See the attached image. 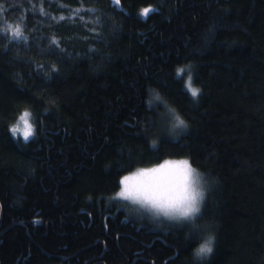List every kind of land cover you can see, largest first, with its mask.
Wrapping results in <instances>:
<instances>
[{
    "label": "trees",
    "instance_id": "trees-1",
    "mask_svg": "<svg viewBox=\"0 0 264 264\" xmlns=\"http://www.w3.org/2000/svg\"><path fill=\"white\" fill-rule=\"evenodd\" d=\"M181 157L216 181L204 264H264V0H0V264H196L187 226L109 199Z\"/></svg>",
    "mask_w": 264,
    "mask_h": 264
},
{
    "label": "clouds",
    "instance_id": "clouds-1",
    "mask_svg": "<svg viewBox=\"0 0 264 264\" xmlns=\"http://www.w3.org/2000/svg\"><path fill=\"white\" fill-rule=\"evenodd\" d=\"M157 96L151 93L149 100L160 101ZM167 116V135L177 138L188 130V121L175 108L170 107ZM153 141L157 144V140L151 141L154 147ZM215 182L188 157L165 158L153 166H137L125 173L109 199L120 201L129 215L146 219L156 227L187 226V237L196 239L192 258L196 264H204L214 250L216 232L198 221Z\"/></svg>",
    "mask_w": 264,
    "mask_h": 264
},
{
    "label": "snow or ice",
    "instance_id": "snow-or-ice-1",
    "mask_svg": "<svg viewBox=\"0 0 264 264\" xmlns=\"http://www.w3.org/2000/svg\"><path fill=\"white\" fill-rule=\"evenodd\" d=\"M112 3H113L114 5L119 6L120 3H121V0H112ZM88 11L91 13V12H92V9H88ZM144 12L147 13V12H148V9H145ZM93 31L95 32V35L93 36V39H95L97 36L102 35V33H101L100 31H98V30H93ZM11 32H12V34H13L14 36H16V37H21V36H22V32H21V29H20V26H19V25H17V26L14 27V28H11ZM26 39H27V38L25 37V40H26ZM50 43H51V45L55 46V48L53 49V51H51V52L49 53L50 55H59L60 52L63 51V50L57 51V49H59V45H58L56 39H52ZM90 51H95V49H90ZM53 70H56V69H55V65H53ZM190 79H191V77H190ZM188 91L191 93V95H192L193 97H196V96H197V92L199 91V89L194 88V87H191V85L189 84V86H188ZM156 98H157V99H160L159 96H157ZM148 103H149V105H151V104H152V101L149 100ZM27 116H28V113L26 112V113L24 114V116H22V117L20 118L21 121H22V124H23V136H24L25 138H27V137L31 134V131H32V127H31V125H30V124L28 123V121H27ZM20 130H21V129H20L19 126L14 127V128L12 129V131H13L14 134H15L17 131H20ZM152 143H153V145H154V147H155L156 142L153 141ZM122 182H123V181H122Z\"/></svg>",
    "mask_w": 264,
    "mask_h": 264
},
{
    "label": "rangeland",
    "instance_id": "rangeland-1",
    "mask_svg": "<svg viewBox=\"0 0 264 264\" xmlns=\"http://www.w3.org/2000/svg\"><path fill=\"white\" fill-rule=\"evenodd\" d=\"M26 112H24L22 115H20V117L18 118V120L16 121V123L15 124H13V126H12V129L14 128V127H17V126H19L20 127V131H17L16 133H15V136H20L21 137V139L22 140H26V139H28L29 137H32L33 136V133H34V131H33V125H32V123H31V117H30V114L28 113V116H27V121H28V123L31 125V127H32V131H31V134L27 137V138H25L24 136H23V124H22V121H21V117L22 116H24V114H25ZM13 132V131H12Z\"/></svg>",
    "mask_w": 264,
    "mask_h": 264
}]
</instances>
